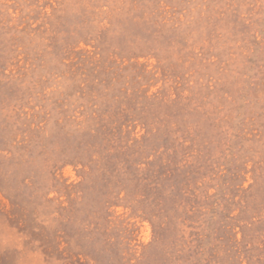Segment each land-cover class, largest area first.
I'll list each match as a JSON object with an SVG mask.
<instances>
[{
    "label": "rangeland",
    "instance_id": "374dc122",
    "mask_svg": "<svg viewBox=\"0 0 264 264\" xmlns=\"http://www.w3.org/2000/svg\"><path fill=\"white\" fill-rule=\"evenodd\" d=\"M0 264H264V0H0Z\"/></svg>",
    "mask_w": 264,
    "mask_h": 264
},
{
    "label": "trees",
    "instance_id": "16d2710c",
    "mask_svg": "<svg viewBox=\"0 0 264 264\" xmlns=\"http://www.w3.org/2000/svg\"><path fill=\"white\" fill-rule=\"evenodd\" d=\"M57 121H58L57 126H59L61 132L64 133L66 136H74V134L80 132L81 130V128L79 129V127L77 126L76 127L71 126L72 123L70 122V119H68V117H64L62 123L59 122V119H57Z\"/></svg>",
    "mask_w": 264,
    "mask_h": 264
}]
</instances>
